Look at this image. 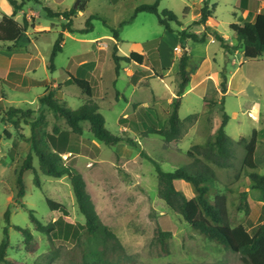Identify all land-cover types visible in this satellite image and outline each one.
<instances>
[{"label": "rangeland", "instance_id": "rangeland-1", "mask_svg": "<svg viewBox=\"0 0 264 264\" xmlns=\"http://www.w3.org/2000/svg\"><path fill=\"white\" fill-rule=\"evenodd\" d=\"M18 1L22 2V0ZM156 1L90 0L87 10L73 17L71 34L64 30V24L68 20L60 16L49 15L45 6L49 5L54 11H62L75 7L78 0H29L26 1L21 10L17 9L16 18L21 22L24 18L22 12L26 11L27 17L33 23L50 25L53 28L52 31L45 32V28H40L33 32V28L30 27L29 30L32 31V34L30 36L25 34L18 42L19 48L16 49L18 55L23 56L28 50L34 51V53L41 52L48 57V64H50L53 46L61 32L64 33L65 41L62 51L54 59L55 68L47 71L45 65L41 64L37 70H30L28 75L34 80L32 82L25 81L24 87L10 88L9 84L4 83L0 78V242L5 237V228H8L9 246L7 253L9 257L23 261L25 264H34L36 261H40L41 264H80V261L73 258L72 255V250L76 246L75 239L54 236L51 240L47 234L36 229L31 218V210H34L36 216L46 224L61 216L62 211L50 208L47 198H51L64 203L68 207L69 217L78 224L86 221V217L79 209L70 177L68 175L56 177L44 173L40 168L38 157L35 156L34 166L38 172L39 182L35 181L34 170H27L25 173L26 192L23 197H18L16 176L31 151V143L28 139L32 134L31 123L43 111L48 120L47 125L44 126L46 131L54 132L55 125L61 129L70 128L65 119H57L50 108L40 104L39 96L46 89H52L57 98L64 100L68 106L74 109L85 103L97 104L98 102V104H102L103 99L98 91H96L93 100L76 83L66 80L68 71L79 77H89V66L80 64V61L85 56L91 55L89 48L91 43L86 39L98 36L100 38L98 42L110 44L106 50L97 51L94 46L93 51L96 55H102L101 68L105 74L106 86L109 88L108 100H114L113 109H105L101 112L105 115L109 130L115 134H123L121 130L123 123L119 122L118 114L124 107L126 100L115 94L113 75L117 62L113 56L116 54L114 50L116 44L108 36L114 35L115 29L118 30L120 37L118 42L120 51L118 53L122 56L130 55L134 50L145 54L148 49L153 50L157 43L162 40V44H159L163 45L160 46L161 57L163 60H169L168 45L176 38L171 33L179 36L180 40L185 43L186 40H183L179 30L186 27L195 31L202 26L195 24L194 21L200 18L199 12L203 0H160V10L169 9L176 15L177 20L171 21L172 29H168L162 24L156 13L136 12L137 6ZM210 4L215 6L213 30L232 31L231 22L241 20L239 18L243 12L239 6L241 0H211ZM14 10L16 8L10 0H0V19L3 14L11 15ZM92 15L94 17L90 19L91 28L87 31L82 30L88 26L87 20ZM196 44H198V48L201 47L200 51H202L204 45L201 42ZM217 44L214 43L211 47L214 48ZM9 51L7 47H0V66H3V62L9 59ZM152 53L157 54V51H152ZM120 64L122 66L127 65L129 60L121 59ZM250 66L258 65L252 63L246 67ZM120 75L122 79L119 80V85L122 86L125 84L123 78L126 75L123 70ZM165 79L171 83L168 77ZM148 81L151 82V85L147 84L145 87L142 85L140 89L146 90L147 88V92L152 89L157 99L166 101L170 92L161 79L152 76ZM54 82L63 84L51 86ZM130 89L126 92L127 94ZM206 98L212 100L215 99V96L211 93ZM243 98H246L243 94L239 97L234 95L229 97V110L225 111L230 114L232 119L228 129L230 133L235 126L242 127L245 135L251 131L253 120L248 114V109L252 107L251 109L254 111L253 107L257 108L258 104L256 103L257 100H244V106L241 109ZM187 100H190L189 102L194 100L195 104H193L199 113H204V108L208 107L206 103L203 104L204 100L201 95H196L194 92L190 93ZM144 105L145 109L149 108L146 103ZM11 106L23 108L26 111L34 110L30 113V117L21 119L18 129L6 114ZM186 107H189V104L184 105L183 115L187 112ZM216 110L218 112L213 113L214 122L218 117L221 118L223 113L220 106H217ZM22 115V113H18V117ZM125 133L131 136L135 135L134 130ZM84 139L92 140V142L89 143ZM93 139L96 138L90 130V123L85 121L84 133L77 138L81 145L77 144L86 153L94 155L96 150L91 145L96 148L98 145ZM192 140L202 141L201 144H205L209 140H214V137H185L180 144L184 152L181 153L174 150L175 147H172V143L166 141L162 134L147 132L146 136L143 137L144 144L142 142V146L165 170L171 171L180 166H189L195 157L201 156L198 150L193 148V145L190 148V141ZM97 141L100 143L99 149L102 148V153L93 162L87 163L88 158L85 154L76 156L74 160H72L73 155L67 152L63 153L62 156L66 163L75 166L83 174L101 218L114 229L126 245L131 254V262L127 264H243L238 254L204 238L195 231L181 213L171 209L166 201L160 197L159 178L155 164L151 159L140 155L128 162V165H123L124 163L112 165L108 163V160L113 154L114 145ZM130 146L138 148L139 143L137 147ZM170 147H172L171 150ZM190 149L193 151V155L189 154ZM234 152L230 159V167L213 165L217 170L218 185L225 188L226 185L234 182L236 174L240 172L243 174L242 178L244 176L246 178H243V182L242 178L240 179L241 183L239 182L240 186L238 187L246 189L249 187L250 181L242 167L245 148L243 145H237ZM98 158H103L104 162H99ZM259 158V171L264 173V150L261 151ZM86 163L90 167H87ZM132 169L133 171L135 169L136 174L130 171ZM175 184L189 197V193L194 192L191 184L184 179H177ZM257 195V191H252V196L248 199L252 207L250 214L246 215L243 210L236 215L237 219H242L245 222L247 228L264 221V210L259 205ZM8 209L11 211L10 222L6 217ZM16 225L32 230L34 239L29 250L24 244L23 233L15 227ZM160 229L171 232L167 250L159 245L158 232ZM0 264L7 263L0 262Z\"/></svg>", "mask_w": 264, "mask_h": 264}, {"label": "trees", "instance_id": "trees-1", "mask_svg": "<svg viewBox=\"0 0 264 264\" xmlns=\"http://www.w3.org/2000/svg\"><path fill=\"white\" fill-rule=\"evenodd\" d=\"M16 10L11 15L3 14L0 19V43L12 42L7 48L17 45L20 39L27 33L30 27L34 28L35 23L24 15L21 22L16 18L17 9H21L26 1L10 0ZM41 1V0H35ZM90 0H78L75 7L62 11H54L49 5L45 6L46 11L52 16H63L68 22L64 24V30L72 31L73 17L81 11H86ZM246 0H242L244 3ZM211 0H203L200 8V18L195 20V24H204L205 30L196 32L190 28L183 27L179 33L183 40L192 38L195 41H205L208 38V31L211 26L207 22L214 16L215 6L210 4ZM149 11L158 14L159 21L168 29H172L171 21L177 20L176 15L169 9L160 10V0L154 3H143L136 8V12ZM90 16L87 25L82 30H89L92 24ZM36 19V18H35ZM32 21V22H31ZM232 31L236 35L237 42L231 44L218 31H209L216 39L221 41L222 46L232 51L243 47L245 56L248 59H257L264 54V13L260 12L251 21L246 20L242 23L234 22L230 24ZM116 38L119 37L118 30H114ZM65 37L61 32L57 37L50 56L49 67L55 68L54 59L62 51ZM184 44V43H183ZM0 47H3L0 44ZM141 57V59L139 58ZM117 64L121 59L135 60L139 63L143 61V55L137 51H132L129 56L114 55ZM190 55L185 52L180 59V70L178 72L181 78L179 85V95H182L190 81L191 70ZM18 75L11 72L8 78H1L7 81L9 77ZM20 75V74H19ZM69 80L76 83L85 94L93 97L94 91L89 80L75 77L69 73ZM227 82L224 76L222 88L226 90ZM42 106L50 108L57 119H65L70 126L69 129H61L55 125L54 132L50 133L44 129L48 120L42 111L37 118L32 121V134L29 136L31 151L27 155L24 163L18 170L16 183L18 187V197H23L26 192L25 173L33 169L37 182H39L38 172L34 166V157H38L40 168L48 175L62 177L68 175L75 192L76 200L80 211L86 217V221L78 224L69 217L68 207L56 200L47 198L48 204L52 210L62 211V215L55 220L44 223L31 210V218L37 230L47 234L51 240L54 236H63L66 239H75L76 246L72 250L73 258L80 261V264H127L131 262V254L114 229L101 218L95 201L90 193L86 179L83 174L73 165L65 162L62 154L65 152H80L81 144L77 140L84 133V122L89 121L90 130L94 137L107 144L116 145L121 141L137 147L138 141L129 135H119L113 133L106 125V119L96 103H85L79 108H72L67 103L56 97L53 90H47L39 96ZM206 103L214 104V99L205 98ZM179 100L174 104V109L170 115L168 128H151L150 132L162 134L166 141L177 144L181 134V117L179 115ZM212 107V106H210ZM222 113V123L218 128L214 140H209L205 144L197 143L193 148L198 150L201 156L194 158L189 166H180L175 170H165L161 164L147 154L141 151V155L151 159L155 164L159 178V195L168 206L175 212L181 213L184 218L192 225L196 232L204 238L222 245L228 250L238 254L243 264H264V221L247 228L242 219H237L236 215L240 211H245L246 215L251 213L252 207L248 201L251 189L257 190V198L264 202V173L259 171L260 153L264 150V128L253 130L251 136L234 139L226 132V125L230 115L224 110ZM34 110H24L11 106L6 112L16 129L20 127V121L23 118L31 116ZM18 113L23 115L18 117ZM8 133V132H7ZM8 135H10L8 133ZM85 141L87 139H84ZM91 143L92 140H87ZM80 145H78V144ZM237 145H243L245 154L242 160V167L245 175L249 176V190L239 189L233 185L234 182L221 188L218 185L217 170L218 167H230V159L234 155ZM261 147V148H260ZM99 149V146H97ZM193 155V151H189ZM240 172L237 173V176ZM184 179L189 182L194 191V196L189 197L182 190L177 188L175 181ZM237 193V194H236ZM264 209V203H263ZM10 209L6 211V217L10 222ZM24 235V244L29 250L34 239V234L30 228L15 226ZM81 228V229H80ZM159 245L167 250L171 239V232L159 230ZM9 246L8 228H5V237L0 242V262L7 264H25L23 261L8 256ZM34 264H41L36 261Z\"/></svg>", "mask_w": 264, "mask_h": 264}, {"label": "crops", "instance_id": "crops-1", "mask_svg": "<svg viewBox=\"0 0 264 264\" xmlns=\"http://www.w3.org/2000/svg\"><path fill=\"white\" fill-rule=\"evenodd\" d=\"M239 6L243 9L242 15H239V18L241 19L239 20V23H242L246 20L252 21L258 13H264V0H246L244 3H242L241 0V4ZM252 10L254 11L252 15H250ZM84 12L85 11L80 10L76 15ZM22 13L27 16L26 11H23ZM60 17L63 18L62 16ZM213 24L214 23L212 17L207 22V25L211 26V29H214ZM200 25L202 26L198 27L195 30L196 32H202L205 30V25ZM40 28H45V32L53 30L50 25H40L38 23H35L33 32L35 29ZM219 32L231 44L237 42L236 35L233 31L227 30ZM67 33L71 34L70 31H67ZM26 34L30 36V34H32V31L28 30ZM171 34L175 35L176 38L169 42L168 45V49L170 51L169 60H163L161 57L162 55L160 46H163L159 45L162 44L161 40L159 41V43H157L153 50L147 48L148 50L146 49L147 53L145 54L137 51L143 55L142 63H139L135 60H130L129 64L124 66H122V64L120 63L117 64L115 74L113 75V83L116 91L115 94L122 96L126 100L124 107L118 114L119 122L123 123V125H121V130L123 131V134L121 135H129L125 132L134 130L135 135L129 136L135 138L138 141L139 147H131L125 141L117 143L116 145H114L113 154L108 160V163H111L112 165H119V163H124L123 165H128V162H131L133 159H136L141 155V151H145L147 154H149L145 148L143 149V137L146 136L147 132H150L151 128L160 129L169 127V118L174 109V104L177 100H179L180 103L179 115L182 120V131L177 144H172V147H175L173 149L176 151H180L181 153L184 152L182 151L180 144L183 138L185 137H215V134L222 123L223 117H218V119H216L214 122L213 113L218 112L216 110L217 106H220L221 110H229L230 95L239 97L241 96V94H243L246 96V98H243V100L241 101V109L244 106V100H257L256 103L258 104L257 108L253 107L254 111H252V107L248 109V114L253 120V123L251 124V131L248 135H245L246 133L242 131V127L236 126L234 127L232 133H230L228 129L230 127L232 119H229L225 129L231 137L236 140H239L243 136L249 138L253 130H260L264 128V54L257 59H248L245 56L243 47L228 51L222 46L221 41L216 39L214 34L209 31L208 38L205 41H195L192 38H188L186 39L184 44L180 40L179 36L174 33ZM108 37L115 42L114 44H116V47L114 48L116 54L122 56L118 53V51H120L118 47L120 37L116 38L112 34ZM99 39L100 38L98 36L86 39L89 41V43H91V46H89L91 55L89 57L85 56V58L81 59L80 61V64L89 66V77H79L74 75L72 72L68 71V77L66 80L71 82L69 80V73H71L75 77L85 78L89 80L93 87L94 95L96 94V91H98V94L103 99L102 104H98L97 102L100 111H102L105 109H113L114 100H108L109 88H107L106 86L105 74L102 72L101 68L102 55H96L93 51L94 46L98 51L106 50L110 47V44L108 42H98ZM198 42H201V44L204 45L202 51H200L201 47L198 48V44H196ZM214 43L218 44L213 48L211 47V45ZM10 44H12V42L10 41L1 42V45L3 46L2 48H5ZM18 46L19 45L17 43V45L13 46L12 48H8V50H10V57L6 62H3V66H0V78H8L11 72L18 74L13 75V77L11 74L7 81H3L4 83L9 84L10 88H16L17 86L24 87V83L27 80L32 82L34 78L28 75L29 71L37 70L38 66L41 64L45 65L47 71L51 70L48 64V57L46 55L41 54V52L34 53V51L29 50L23 56L18 55L16 52V49L19 48ZM155 50L157 51V54L152 53V51ZM185 52H188V54L190 55L189 68L191 70V75L189 84L187 85L185 92L182 95H179V85L181 78L179 77L178 72L180 70L181 56ZM139 58L141 59V57ZM252 63L257 64L258 66L246 67ZM122 70L124 71L126 77L123 78L125 84L121 86L119 85V80L122 79V76L120 75V72ZM152 76L159 77L164 83V85H166L165 87H167V89L169 90L170 96L167 98L166 101L157 99V96L152 89L149 90V92H147V88L146 90L140 89L142 85L144 87L147 86V84L151 85V82H149L148 79ZM224 76L226 77L227 82L226 90L222 88ZM166 77L171 80V83H168L166 81ZM62 84L63 83L54 82L51 86H57ZM130 87H132V89H130ZM128 89H130V91L127 94L126 92L128 91ZM192 92H194V94L196 95H201L204 100V105L206 103L205 98L208 96V94L213 93L215 96L214 100L216 101V103H206L208 107L204 108V113H199L195 109L194 100L193 102H189L190 100H187V97H189L190 93ZM94 95L91 98L93 100ZM145 103L148 105V109L144 108ZM186 103L189 104V107H186L187 112L184 111L185 115H183L182 112ZM262 136L264 137V133L262 134ZM93 141L99 147H101L100 143L96 139H93ZM201 142L196 140L190 141V148H192V145ZM91 146L94 147V149L96 150V153L94 155L86 153L82 147L80 148V152L75 153V155L71 152L67 153L73 155L72 160H74L76 156L85 154L88 158L87 163H90L93 162V160L99 157V155L102 153V148L100 150L93 145ZM172 147H170V150ZM98 161L101 163L104 162L103 158H98ZM87 167L90 166L87 165ZM130 171H133V169ZM132 173L136 174L135 169ZM242 176V173H240L239 176H237L236 174L233 183L235 187L240 186L239 184L241 183L240 179L242 178ZM243 178L246 177L244 176ZM249 188L250 187H247L246 190H249ZM239 189L241 188L239 187ZM252 191L257 190L251 189L249 192L248 199L251 198L250 196H252ZM189 194L190 197L194 196V192H190ZM259 203V205L263 208V202L259 200Z\"/></svg>", "mask_w": 264, "mask_h": 264}]
</instances>
